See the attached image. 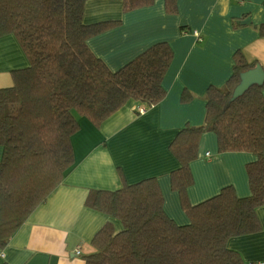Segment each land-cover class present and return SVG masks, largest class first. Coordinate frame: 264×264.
I'll list each match as a JSON object with an SVG mask.
<instances>
[{
	"label": "trees",
	"instance_id": "16d2710c",
	"mask_svg": "<svg viewBox=\"0 0 264 264\" xmlns=\"http://www.w3.org/2000/svg\"><path fill=\"white\" fill-rule=\"evenodd\" d=\"M89 0H0V37L14 35L29 66L12 72L13 86L0 89V247L62 183L75 163L72 137L77 116L100 127L129 100L145 107L166 96L163 81L174 58L171 46L158 43L118 71H111L90 50L88 41L117 22L86 25ZM125 13L157 0H119ZM167 13H178L177 0H165ZM264 37V24L260 26ZM241 52L233 75L220 89L207 90L202 126H186L170 145L179 168L170 174L172 190L190 219L178 225L164 210L156 178L125 184L117 191H93L87 206L119 220L116 233L106 225L92 241L86 264H246L229 248L233 238L257 234V210L264 207V84L232 100L241 75L255 69ZM191 99L184 92L182 100ZM217 137L218 152H247L251 194L241 198L225 187L211 199L192 205L191 163L205 133Z\"/></svg>",
	"mask_w": 264,
	"mask_h": 264
},
{
	"label": "crops",
	"instance_id": "0c3cea01",
	"mask_svg": "<svg viewBox=\"0 0 264 264\" xmlns=\"http://www.w3.org/2000/svg\"><path fill=\"white\" fill-rule=\"evenodd\" d=\"M178 13H167L165 0L125 13L119 0H89L86 25L117 22L91 38L88 46L111 71H118L158 43L171 46L174 58L163 81L165 98L153 107L129 100L100 127L77 116L80 129L72 137L75 163L58 188L30 215L8 245L0 247V264H86L95 252L99 231L122 223L87 206L93 191H117L125 184L156 178L166 214L178 225L190 219L172 190L170 174L179 168L170 151L186 126L205 122L207 90L225 88L233 75L234 55L264 68V0H177ZM246 21L247 23L242 24ZM29 66L14 35L0 37V89L13 86L12 72ZM191 95L182 100L184 92ZM264 95V92H263ZM144 107L141 114L138 108ZM198 157L191 163L194 184L188 189L192 205L233 187L241 198L250 196L247 164L256 157L247 152H218L217 137L205 133ZM3 148L0 146V162ZM261 231L233 238L230 249L246 264H264V207L257 210Z\"/></svg>",
	"mask_w": 264,
	"mask_h": 264
},
{
	"label": "water",
	"instance_id": "95a60500",
	"mask_svg": "<svg viewBox=\"0 0 264 264\" xmlns=\"http://www.w3.org/2000/svg\"><path fill=\"white\" fill-rule=\"evenodd\" d=\"M246 23H247L246 21L242 22V24H246ZM248 23H250V21ZM263 84H264V68L258 65L255 69H252L241 75L240 84L234 90L232 100H236L239 97H241L252 86L263 85Z\"/></svg>",
	"mask_w": 264,
	"mask_h": 264
},
{
	"label": "built area",
	"instance_id": "2783aa9c",
	"mask_svg": "<svg viewBox=\"0 0 264 264\" xmlns=\"http://www.w3.org/2000/svg\"><path fill=\"white\" fill-rule=\"evenodd\" d=\"M138 112L141 114H144L146 112V109L142 106V107L138 108Z\"/></svg>",
	"mask_w": 264,
	"mask_h": 264
}]
</instances>
